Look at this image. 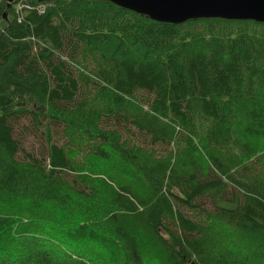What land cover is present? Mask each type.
<instances>
[{
    "label": "trees",
    "instance_id": "trees-1",
    "mask_svg": "<svg viewBox=\"0 0 264 264\" xmlns=\"http://www.w3.org/2000/svg\"><path fill=\"white\" fill-rule=\"evenodd\" d=\"M72 132L91 145L88 172L70 156L84 140L61 143ZM253 138L264 139V24L0 0V264H264ZM113 159L111 172L99 164ZM54 203L74 219L46 211ZM21 206L33 214L5 238L2 208Z\"/></svg>",
    "mask_w": 264,
    "mask_h": 264
},
{
    "label": "water",
    "instance_id": "water-1",
    "mask_svg": "<svg viewBox=\"0 0 264 264\" xmlns=\"http://www.w3.org/2000/svg\"><path fill=\"white\" fill-rule=\"evenodd\" d=\"M14 0H10V5ZM46 2L52 0H38ZM158 23L181 25L190 20L222 19L264 24V0H101Z\"/></svg>",
    "mask_w": 264,
    "mask_h": 264
},
{
    "label": "rangeland",
    "instance_id": "rangeland-1",
    "mask_svg": "<svg viewBox=\"0 0 264 264\" xmlns=\"http://www.w3.org/2000/svg\"><path fill=\"white\" fill-rule=\"evenodd\" d=\"M94 103L98 105L99 103H101V99H95ZM98 108H99V105H98ZM56 135H57V133H56ZM125 136H126V138H124V137L122 138L121 144H122V146H126V147L130 148L132 144H135V142L128 135L125 134ZM39 137H41V136H39ZM37 139L34 136L29 137L28 142H30V144H28V146L33 151L39 153L42 149V143H41V141H38ZM81 140H84L83 144H84L85 148L87 147L86 151L82 150L80 145H79V147H76L75 149L70 150V152H71L70 156L75 160V164L78 167V169H80V171L88 172V171H90L89 170L90 164L93 162L92 156L88 153V151L91 147L89 142L86 141L85 139H82V137L79 134L72 132L69 141H68V139H66V142H64L65 141V135H64L62 140H61V143L67 144V142H68V145H70L73 142L76 146H78V143H80ZM249 142L250 143H255V142L258 143L256 145V147L261 148L262 146H264V139L256 140L255 138H253V139H250ZM87 144H89V145H87ZM107 150L109 151L110 149L107 148ZM259 152H260L259 149L255 150L253 152V156L257 155ZM113 157L115 158V156H113ZM113 162H115L114 159L111 161V163H99V164L103 168L105 167V169L107 171L111 172V170H113ZM119 171L120 170H118V172ZM119 180L125 181L123 176H120ZM60 204L61 203H54L52 205H49L48 207H46V211H48V212L54 211V214L59 219H64L65 221H67L66 219H69V218L74 219L73 215L71 214V212L73 211L72 209H74V208L72 206H61ZM2 214H3V216L6 217L7 221L9 222V226H10L9 232L4 236L5 238H8V237H13L17 233V231L14 229L15 227L18 230H20V228L24 224H26L25 221L29 220V217H31V214H33V211H30L25 206H21L20 208L13 209V210H8L5 208L4 209L2 208ZM70 215H71V217H66V216H70ZM64 220H62V221H64ZM75 220H76V218H75ZM80 224H81V221H76L74 223V225H80ZM7 235H8V237H7ZM143 235L147 236L148 241L151 240V237H150L148 232L143 231ZM2 239H3V237H2ZM2 245L4 246V243L1 244V242H0V246H2ZM7 249H9V248H7ZM147 250L149 253L152 252L150 248H147ZM0 257H1V254H0Z\"/></svg>",
    "mask_w": 264,
    "mask_h": 264
}]
</instances>
